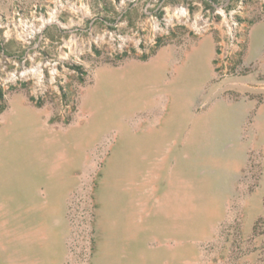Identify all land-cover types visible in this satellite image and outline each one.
<instances>
[{
	"label": "rangeland",
	"instance_id": "rangeland-1",
	"mask_svg": "<svg viewBox=\"0 0 264 264\" xmlns=\"http://www.w3.org/2000/svg\"><path fill=\"white\" fill-rule=\"evenodd\" d=\"M0 264H264V0H0Z\"/></svg>",
	"mask_w": 264,
	"mask_h": 264
},
{
	"label": "built area",
	"instance_id": "built-area-1",
	"mask_svg": "<svg viewBox=\"0 0 264 264\" xmlns=\"http://www.w3.org/2000/svg\"><path fill=\"white\" fill-rule=\"evenodd\" d=\"M238 46L237 34L231 30L228 36L219 42L216 57V68L220 73H225L227 71V65L233 54L237 51Z\"/></svg>",
	"mask_w": 264,
	"mask_h": 264
}]
</instances>
